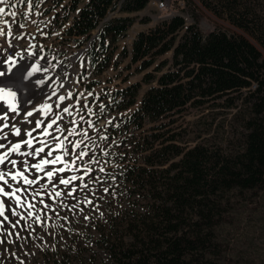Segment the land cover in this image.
<instances>
[{"label":"trees","instance_id":"trees-1","mask_svg":"<svg viewBox=\"0 0 264 264\" xmlns=\"http://www.w3.org/2000/svg\"><path fill=\"white\" fill-rule=\"evenodd\" d=\"M198 1L264 49V0ZM148 3L149 0H71L62 27L66 36L78 43L97 31L89 58L96 74L101 75L116 63L114 55L120 40L136 22L135 13ZM170 51L171 69L153 76L157 85L146 92L132 117L121 120L115 130L124 134L127 129H120L129 128L130 120L135 131L143 127V120L157 121L187 104L200 106L223 100L224 107L240 119L242 144L228 152L203 145L185 150L175 144V137H170L160 142L159 148L155 144L146 146L143 151L149 154L140 162L134 159L132 165L121 166L120 179L129 186L130 197L139 194L136 201L140 202V210L128 211L123 220L129 241H110L114 224L101 235L113 264H225L230 254L223 249L220 235L229 213L224 206L230 202L228 195L256 191L264 196L261 50L242 34L218 29L204 35L197 22L188 25L184 16L176 15L139 33L131 52L125 50L124 57H130L132 64L140 63V69L145 70ZM139 87L135 84L118 90L113 104L119 110L134 106ZM145 141L148 143V139ZM259 220L264 228V208L258 212ZM110 221L111 218L107 223ZM260 238L254 235L251 243Z\"/></svg>","mask_w":264,"mask_h":264},{"label":"rangeland","instance_id":"rangeland-1","mask_svg":"<svg viewBox=\"0 0 264 264\" xmlns=\"http://www.w3.org/2000/svg\"><path fill=\"white\" fill-rule=\"evenodd\" d=\"M167 2L166 8L160 5L158 8L157 0H149L144 10L135 13L136 22L118 44L114 55L116 63L101 75L96 74V69L89 58L97 31H94L90 39L83 38V41L78 43L67 37L65 27H62L63 20H67L65 16L69 13L71 0H31L30 9L29 0H7V3H0V7L5 9V12L0 14V21L3 22L0 23V28H3L4 23H11L3 36L6 42L12 39L20 41L23 49H31L34 59L42 58L46 61L45 71L54 72L47 81L50 84L49 90L57 91L58 98V102L52 105L50 114L44 117L43 113L44 118L41 121L34 119L35 128L30 130L32 133L30 136L26 128L17 126L19 119L26 114L25 109L19 115L12 113L9 127L0 131V142L2 137L8 138L6 133H12L16 137L15 140L21 142L26 139L27 133L29 139L27 143L25 141L26 144H19V149L9 148L12 149L11 155L22 156L25 154L23 148L29 147V142L34 144L37 142L34 137L38 140L41 136L43 139L49 124L54 128L55 123L52 122L62 116L65 108L75 110L84 118V121H80L82 126L73 131L76 133L80 131L83 135L79 139L83 149L76 154L89 152V157L85 159L90 168L96 170L86 181L88 188L83 193L78 192L74 196L75 199L71 198L72 203L64 200L62 196L56 197L55 193L53 198H49L35 195L36 191L32 192L31 197L37 199L38 209L35 211L38 216L40 214L39 220L33 216L22 217L20 218L22 224L17 228L15 221L18 218L14 217L12 212L10 221L0 216V264H113L101 235L108 232L114 224L110 241L119 244L123 238L129 241L130 235L123 230V220L128 211L140 210V202L136 201L139 194L130 197L129 186L126 181L120 179L123 176V170L119 169L121 166L132 165L134 159L140 162L143 156L149 154L143 151L146 146L155 144V148H159L160 142L170 137H175V144L185 150L203 145L208 149H222L228 152L242 144L243 127L240 119L235 112L224 107L223 100L200 106L187 104L184 108L157 121L143 120V127L135 131V125L130 124V120L129 128L120 129H127L124 134L119 133V129L115 130L121 120L132 117L141 106V100L146 92L157 85V80L153 79V76L159 77L173 66V51L157 57L155 63L145 70L140 69V63L132 64L130 57H124L125 50L131 52L133 41L139 33L149 31L163 21L180 15L186 18L188 25L197 22L199 30L204 35L218 29L245 35L261 50L264 57V49L254 38L238 30L227 20L216 16L198 0ZM13 13L15 15H12ZM196 17L198 21L195 20ZM8 32L12 35H8ZM6 52L4 57L9 53ZM16 52L19 50L16 49ZM164 62H167L166 65L157 71ZM135 84H140L137 103L128 109L119 110L118 105L113 104L116 92ZM66 94L69 96L61 101L60 97ZM46 95L45 93L33 101L26 112L45 101ZM28 101H32V97ZM66 114H69L68 111ZM73 118L71 114L70 121L68 125L66 124L65 129L69 134H72L71 129L74 127ZM87 131L90 133L88 136ZM17 142L13 140L9 144L11 146ZM6 148V144L0 143V151ZM31 150L36 148L33 147ZM37 155L42 154L32 155V159L34 160ZM120 158L129 161L116 164V160L120 161ZM7 165L2 170L5 174H8ZM44 183L41 182L37 188ZM7 184L6 186L10 187ZM60 189L62 193L72 190L61 187ZM37 191L47 195V190L45 191L43 187ZM142 193L143 191H140V194ZM65 196L70 199V196ZM228 198L230 202L224 206L229 213L225 216L226 224L220 235L223 249H227L230 254L225 264H264V228L261 221H258V212L264 208L263 194L256 191L232 192ZM89 200L92 201L91 204L87 203ZM48 203L54 206V210L50 208L51 210L46 211L44 205ZM85 216L88 219H85ZM110 218V223H107ZM115 232L117 234H114ZM254 235L255 237L260 235L261 238L252 244L251 238ZM39 239H44L45 246ZM40 245L43 247H39Z\"/></svg>","mask_w":264,"mask_h":264},{"label":"bare ground","instance_id":"bare-ground-1","mask_svg":"<svg viewBox=\"0 0 264 264\" xmlns=\"http://www.w3.org/2000/svg\"><path fill=\"white\" fill-rule=\"evenodd\" d=\"M10 24H7L9 26ZM16 49L19 50V52L16 54L17 61L14 63L16 65L15 71L12 74V76H5L4 81L7 82L4 84V81H0V87H11L14 91L17 92V96L15 98L9 96L7 93L0 94L2 95V98H0V131L7 129L9 127V122L11 120V117H13L11 114L13 111H11V102L13 101H19V113H21L22 110L25 109V115L21 117L22 119H19L17 126H21L23 128H26L27 131L33 130L34 119H38V121H41L44 117H46L47 114H50L52 110L51 107L54 103L58 102L57 98V91H50V84L47 83L46 78L49 76L48 74H51L49 72H46V66L47 63L42 58H33L32 51L31 50H25L22 48V43L20 41L11 40L6 42V40L0 39V68L3 69V66H5V61L10 57L6 58L4 57L7 50L9 52H16ZM31 53V54H30ZM33 69H36V71L33 72ZM29 72H33L31 77H28L27 74ZM7 74V73H6ZM49 95L45 98V101L40 102L35 107L32 108V110H29L26 112V109H28V106L33 103L38 97L45 95ZM69 96L68 94L64 95L63 97ZM32 97V101H28V99ZM17 99V100H16ZM66 99V98H64ZM31 112L32 115L29 116L28 113ZM45 113V116L44 114ZM65 113H63L62 116L57 118L55 121V126L48 127L47 131L43 134L45 138L48 137L49 134L54 133V131L57 133L59 130H63V128L66 126L69 120V116ZM17 114V113H16ZM19 115V114H18ZM65 115V116H64ZM44 116V117H43ZM19 128V127H16ZM8 138L2 137L1 144H6L7 148L3 151H0V156H4L6 152L7 156L5 158V163L1 165L0 172L4 169V166L7 165L6 171H8V174H5L4 180L9 181L7 185L10 187H7L4 183V180H0V187L4 188L5 192L10 193L9 196H0V201H3L2 210H3V217H7V220L10 221V215L15 212L17 213L14 215V217H17L18 219L15 221V225L18 228V226H21V219L29 218L30 216L36 217L38 214L36 213V204L34 203V199L31 197L32 192H34L35 184H28L25 180H32V176L36 175L38 173L37 168H32L31 164H42L43 160H46L48 157L50 158V161H56L58 157V149L59 146H53L49 148L44 156V152H42V155H37L34 157V159H38L36 162L33 161L32 155L39 154L38 150H31L29 147H24L23 150L25 152L22 156H15L11 155L12 149H9L11 147H14L15 145H24L27 143V140L29 139L26 133V139L17 142L15 140V136L12 133H6ZM32 135V133H31ZM6 136V135H5ZM35 138V137H34ZM39 138V137H38ZM17 142V144L11 145L10 142L13 141ZM36 140V138H35ZM26 141V143H25ZM37 141V140H36ZM38 142V141H37ZM35 142V144H37ZM9 144V145H8ZM42 144V143H40ZM39 144V146H41ZM58 144V143H56ZM3 152V153H2ZM51 152L52 155H48V153ZM11 161H15V164H12ZM10 165V166H9ZM11 167V168H10ZM21 171H25L26 175L24 177H20L18 173ZM15 177V179H13ZM52 184V183H51ZM17 189V190H14ZM60 191V190H58ZM62 193V192H61ZM40 196V195H39ZM62 196V195H61ZM19 197V200L17 199ZM75 199V198H74ZM87 200V198H86ZM29 205H34L35 207H29ZM74 206V205H73ZM10 212H12L10 214ZM31 213V215H29ZM85 214V213H84ZM1 222V220H0ZM15 227V228H16ZM1 229V227H0Z\"/></svg>","mask_w":264,"mask_h":264},{"label":"snow or ice","instance_id":"snow-or-ice-1","mask_svg":"<svg viewBox=\"0 0 264 264\" xmlns=\"http://www.w3.org/2000/svg\"><path fill=\"white\" fill-rule=\"evenodd\" d=\"M0 3H7V0H0ZM30 7H31V0H29V9H30ZM4 12H5V9L3 7H0V14H3ZM12 15H15V13H13ZM0 23H3V22L0 21ZM21 27H23V25H21ZM4 34H5V30L3 28H0V36H3ZM8 35H12V33L11 32H8ZM34 71H36V69H33V72ZM33 72H29L27 74V76L28 77H31L32 74H33ZM2 75H4V73H0V76H2ZM5 93H7L9 96H11L13 98H15L17 96V92L14 91L11 87H7V88L6 87H0V94H5ZM0 98H2V95H0ZM60 100L63 101L64 100V97L61 96L60 97ZM64 111H68V109L65 108ZM28 115L31 116L32 113L29 112ZM37 123L39 124V122H37ZM52 123L54 124L55 123V120ZM48 127H52V124H49ZM16 131H17V134H19V129H17ZM29 135H31V133H29ZM14 147L16 149H19L20 145L17 144ZM38 151L39 152H43V149H39ZM48 155L50 156V155H52V153L49 152ZM79 155L80 156H83V155H87V153L81 152ZM6 156H7V153H5L4 156H0V164H4L5 163ZM57 159H59V158H57ZM11 163L12 164H15L16 162L15 161H11ZM42 163H53L54 164V163H56V161H43ZM35 167L39 168V165H36ZM40 171H44V169L41 168ZM58 171L63 172L64 169L63 168H60ZM4 176H5V173L4 172H0V180H4ZM46 176L49 177V178L53 177V171H47L46 172ZM13 179H15V177H13ZM71 179L72 180H75L76 177H72ZM25 180H26V182L28 184L35 183L34 180H27V178H25ZM4 183L7 184V181L4 180ZM59 183L65 185L67 187L70 184V180L61 178L59 180ZM85 187H86V185H85ZM73 191H75V190L72 189V190H70V191H68L66 193H63V194L61 192L57 191V192H55V196L56 197H60L61 195L71 196ZM105 191H107V189H105ZM0 195L9 196L11 194L8 193V192H5L3 187H0ZM17 199L19 200V197H17ZM40 203H43V201H40ZM87 203L88 204H91L92 201L89 200V201H87ZM2 204H3V201H0V206H2ZM29 207H35V206L34 205H29ZM44 207L46 209H50L51 208V205L45 204ZM12 214L13 215H16L17 213L13 212ZM2 215H3V210H2V207H0V216H2ZM29 215H31V213H29ZM5 219H7V217H5ZM34 219H37L38 220L39 219V216L37 215L36 217H34ZM85 219H88V217L85 216Z\"/></svg>","mask_w":264,"mask_h":264},{"label":"built area","instance_id":"built-area-1","mask_svg":"<svg viewBox=\"0 0 264 264\" xmlns=\"http://www.w3.org/2000/svg\"><path fill=\"white\" fill-rule=\"evenodd\" d=\"M159 5L162 7V8H166V6L168 5V2L167 0H157V7L159 8ZM7 24H10L11 26V23L10 22H7V23H4L3 24V29L5 30V33L7 31V29L10 27V26H7ZM5 35V34H4ZM3 35V36H4ZM3 36H0V39L2 40H6ZM66 161L69 165V168L70 170H73L75 171L77 168H76V163L74 162V159H73V156L71 157H68L66 158ZM1 246V245H0ZM1 248V247H0Z\"/></svg>","mask_w":264,"mask_h":264}]
</instances>
